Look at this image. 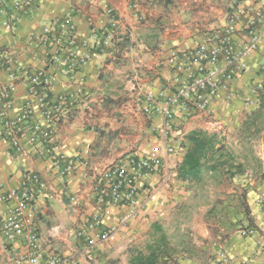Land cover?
<instances>
[{"label":"crops","instance_id":"obj_1","mask_svg":"<svg viewBox=\"0 0 264 264\" xmlns=\"http://www.w3.org/2000/svg\"><path fill=\"white\" fill-rule=\"evenodd\" d=\"M132 2L37 0L33 9L18 16L13 27L0 16V48H14L21 61L35 66L43 65V55L37 52L32 58L23 45L51 19L74 14L77 38L86 41L90 50L104 33L96 20L100 5L113 7L120 19L112 45L115 55L94 53L76 72V81H84L83 93L70 102L69 119L59 123L64 151L73 156L80 153L87 165L61 180L44 175L57 192L54 198L39 193L34 201L38 230L48 243L47 250L71 264H136L139 258L151 264H264V217L258 204L264 188L260 103L264 77L259 68L264 66V47L248 59L249 69L230 81L236 95L229 101L217 98L210 105L209 116L175 119L171 141L177 151L168 183L153 175L148 183L153 185L154 195L146 211L118 231L113 247L98 245L91 258L83 256V241L74 233L82 213L89 209L79 211L69 205V195L87 186L88 166L109 165L127 154H145L157 140L161 121L153 106L147 108L139 97L150 94L162 101L176 90L175 74L179 82L184 80L183 70H172L171 53L190 49L220 30L235 10L259 4L257 0H140L132 7ZM234 40L240 43L242 34L237 33ZM57 74L52 92L77 88L65 75ZM8 79L0 71V83ZM251 85L260 86L259 101L246 105L239 94L254 96ZM24 91L19 84L13 93L11 115L21 110ZM200 138L208 142L199 155L194 153L200 164L183 178L179 167ZM24 147L27 155L16 156L7 141H0V187H14L24 169L42 166L29 146ZM217 160L230 161L233 166L225 171L216 165ZM123 210L114 207L105 224L114 222ZM246 228L255 232L241 235L239 230ZM131 241L133 250L125 249ZM20 246L15 243L11 250L16 252ZM0 264H7L3 255Z\"/></svg>","mask_w":264,"mask_h":264},{"label":"built area","instance_id":"obj_2","mask_svg":"<svg viewBox=\"0 0 264 264\" xmlns=\"http://www.w3.org/2000/svg\"><path fill=\"white\" fill-rule=\"evenodd\" d=\"M140 0H133L136 7ZM245 9L235 10L220 30L213 31L203 41L190 49L173 51L169 62L173 71L183 70L184 80L174 75L176 90L162 98L145 94L147 108L153 106L161 121V131L157 140L145 154H127L105 166H88L89 176L86 187L69 195V205L89 209L82 213L75 230V237L83 241L82 254L92 257L98 245L111 244L118 231L132 220L141 216L154 195L149 179L153 175L167 184L172 177L173 157L176 148L171 141V131L175 119L185 120L190 116H209L210 105L217 98L229 101L236 95L231 80L249 69L248 59L264 47V0ZM37 0H0V16H5V24L13 27L18 16L33 9ZM97 23L104 33L100 42L91 50L87 42L78 40L74 14L59 16L46 22L39 33L29 35L23 50L32 58L37 52L43 55V65L24 63L14 48H0V71L8 76V81L0 83V141H7L13 155H27L24 144L43 162L40 168L24 169L16 186L0 187V256L7 264H71L69 259L47 250L48 243L38 230L36 222V196L44 194L54 198L56 187L44 177L50 175L61 180L77 167H86L80 153L69 155L60 141L59 123L69 119L72 113L70 102L83 93L84 81H76L75 74L94 53L115 55L112 48L119 16L113 7L102 3ZM242 34L240 43L234 36ZM260 71L264 77V66ZM58 72L76 83L73 91L52 92ZM19 84L25 93L21 110L11 115L12 95ZM249 94H239L241 101L256 104L259 101V85H251ZM259 208L264 217V188L259 192ZM114 207L124 208L111 224L104 219L113 215ZM264 220V218H263ZM247 236L253 229H240ZM21 243L15 252L11 247Z\"/></svg>","mask_w":264,"mask_h":264},{"label":"trees","instance_id":"obj_3","mask_svg":"<svg viewBox=\"0 0 264 264\" xmlns=\"http://www.w3.org/2000/svg\"><path fill=\"white\" fill-rule=\"evenodd\" d=\"M195 148L194 150H191L187 155H185L184 161L179 167V175L183 176V178H186L187 176V171H195L196 168L199 166V160L198 156L194 155V153L198 152V155L201 153L202 148L205 147V144L208 142H205L203 138L196 139L195 140ZM131 264H133V261H131ZM136 264H151V262L145 261L143 259H137Z\"/></svg>","mask_w":264,"mask_h":264},{"label":"rangeland","instance_id":"obj_4","mask_svg":"<svg viewBox=\"0 0 264 264\" xmlns=\"http://www.w3.org/2000/svg\"><path fill=\"white\" fill-rule=\"evenodd\" d=\"M261 62H264V58H261ZM260 99H261L260 103L262 104L261 107L263 109L262 112H261V116L264 117V85L262 86V90L260 92ZM216 142L220 143V141H216ZM222 146H224V150H225L226 149L225 148V144H223ZM220 161H222V162H220ZM231 163L232 162L227 161V160H225V161L224 160H217L216 165L223 166L222 168L225 171H230L229 169L231 168V166H233V164H231ZM234 168H235L234 171H237V167H234ZM115 242H116V240L113 241V243H115ZM109 247H113V245L111 244ZM125 249H132L133 250V241L127 242L125 244Z\"/></svg>","mask_w":264,"mask_h":264}]
</instances>
